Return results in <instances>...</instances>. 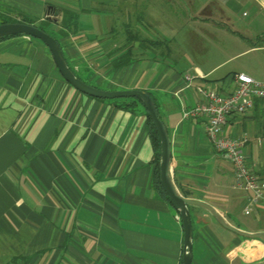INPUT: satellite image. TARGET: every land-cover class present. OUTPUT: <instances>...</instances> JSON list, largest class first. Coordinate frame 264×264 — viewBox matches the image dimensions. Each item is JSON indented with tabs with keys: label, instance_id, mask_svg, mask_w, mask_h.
<instances>
[{
	"label": "crops",
	"instance_id": "0c3cea01",
	"mask_svg": "<svg viewBox=\"0 0 264 264\" xmlns=\"http://www.w3.org/2000/svg\"><path fill=\"white\" fill-rule=\"evenodd\" d=\"M127 1L0 0V16L42 24L88 84L149 92L169 132L178 190L210 203L242 230L264 232V198L244 212L252 193L236 186L233 165L206 134L207 116L189 114L204 101L201 90L232 92L233 75L246 72L214 79V68L176 51L168 57L172 40L169 49L129 38L126 20L134 12L126 9ZM140 1L137 26L173 24V10L159 8L163 0ZM181 1L184 9L194 8V0ZM213 2L228 19L222 25L231 22L232 0H204L190 18L201 29L200 23L210 26L207 19L194 16ZM128 47L133 57L117 65ZM258 50L264 46L243 52ZM130 101L73 87L38 38L0 39V264H183L181 214L154 184L156 148L146 107H127ZM224 130L250 137L249 165L264 181L263 112L231 115ZM190 211L193 264L264 260L263 240L223 227L203 207L191 205Z\"/></svg>",
	"mask_w": 264,
	"mask_h": 264
},
{
	"label": "rangeland",
	"instance_id": "374dc122",
	"mask_svg": "<svg viewBox=\"0 0 264 264\" xmlns=\"http://www.w3.org/2000/svg\"><path fill=\"white\" fill-rule=\"evenodd\" d=\"M203 1L194 0V8L188 10L182 7L184 4L181 0H163L159 8L167 13L169 7L176 18L173 24L163 22L150 27L146 23H142V26L136 24L138 12L145 1L128 0L125 2L126 9H130L134 15L126 21L131 22L132 34L145 41L148 38L154 39L156 44L157 41L171 42L172 40V52L169 55L166 54V47L160 48L164 57L166 55L172 57L176 51L180 57L185 56L186 60L200 64L205 69L214 68L211 76L214 79L244 70L247 74L255 76V79L264 80V50L243 52L253 45L264 46V0H240V2L232 0L231 22L224 26L222 24L228 19L221 15L219 4L213 2L194 16L196 19L203 18V21L207 19L204 23L207 22L210 26L200 23L203 28L201 29L199 23L190 18L195 11L199 10ZM187 18L190 20L184 21ZM3 19L0 16V23ZM120 34L124 35V33ZM158 45H164V42ZM124 99L126 98L113 100Z\"/></svg>",
	"mask_w": 264,
	"mask_h": 264
},
{
	"label": "water",
	"instance_id": "95a60500",
	"mask_svg": "<svg viewBox=\"0 0 264 264\" xmlns=\"http://www.w3.org/2000/svg\"><path fill=\"white\" fill-rule=\"evenodd\" d=\"M51 10L53 6L49 7ZM27 35L40 39L50 49L57 68L61 72L62 76L73 87L85 93L87 95L102 98V99H116V98H131L135 97L142 101L144 106L149 112V115L154 123L160 137L161 150H160V180L161 183L172 200L174 207L180 212L184 227V255L183 264H193V220L190 211V206H200L207 209L216 220L225 228L233 231L234 233L247 237L258 238L264 241V232H249L242 230L232 225L223 214L218 211L210 203L183 195L177 188L172 177V148L169 132L165 122L159 115L158 107L154 97L143 89H126V90H107L101 89L96 86L90 85L81 78H79L75 72L69 66L64 53L61 49L57 39L47 31L40 27L25 22H5L0 23V39L11 35ZM253 264H264V260Z\"/></svg>",
	"mask_w": 264,
	"mask_h": 264
},
{
	"label": "built area",
	"instance_id": "2783aa9c",
	"mask_svg": "<svg viewBox=\"0 0 264 264\" xmlns=\"http://www.w3.org/2000/svg\"><path fill=\"white\" fill-rule=\"evenodd\" d=\"M191 80V77H187ZM235 88L232 92L224 93L218 89L201 90L204 101L192 109L189 114L197 118L207 116L205 131L216 151L234 168L236 186L250 191L251 197L244 212L250 214L254 205L264 198V181L250 167L245 147L250 137L244 135L235 137L225 132L224 126L231 115H244L256 107L260 101L264 114V81L253 78L246 73L233 75Z\"/></svg>",
	"mask_w": 264,
	"mask_h": 264
},
{
	"label": "trees",
	"instance_id": "16d2710c",
	"mask_svg": "<svg viewBox=\"0 0 264 264\" xmlns=\"http://www.w3.org/2000/svg\"><path fill=\"white\" fill-rule=\"evenodd\" d=\"M5 22H25V23H29V24H34L35 25V23L33 22V21H31V20H29V19H27V18H25V19H22V20H14V19H4L3 20V23H5ZM37 26V25H36ZM38 27H40L41 29H43V30H45V31H47L46 30V28L41 24V25H39ZM48 32V31H47ZM49 33V32H48ZM51 34V33H50ZM52 35V34H51ZM52 36H54V35H52ZM128 36H129V38H138V36H136V35H134V34H132V32L131 31H128ZM55 37V36H54ZM56 38V37H55ZM57 39V38H56ZM58 41V40H57ZM143 41H145V39L143 40ZM146 41H148V42H151V43H155V41H153V40H146ZM160 42H164V45H166L167 46V48H169L170 49V47H169V44H170V41H166L165 42V40L164 41H157L156 42V44H158V43H160ZM58 43H59V41H58ZM132 52H133V48L132 47H128V49L126 50V52H125V54H123L119 59H117L116 61H115V63H117V65H123L124 64V60H125V58H127V57H129V58H131V57H133V55H132ZM125 57V58H124ZM126 63V62H125ZM72 69V68H71ZM73 70V69H72ZM131 99V101L128 103H126L125 105L128 107H135L136 105H137V103H140V104H143L142 103V101L140 100V99H138V98H135V97H131L130 98ZM144 105V104H143ZM255 109H257V110H260L261 112H263L262 111V108H261V104H260V101H257V103H256V107H255ZM146 111H147V114H148V125H149V129H150V134H151V137H152V139H153V142H154V145H155V148H156V160H155V172H154V184H155V186H156V188L158 189V191L160 192V194L164 197V198H166L167 200H169L170 202H172V200L170 199V197L168 196V194L166 193V191H165V189H164V187H163V185H162V183H161V180H160V170H159V164H160V150H161V143H160V137H159V133H158V131H157V129H156V127H155V125H154V123L152 122V119H151V117H150V115H149V112H148V110L146 109Z\"/></svg>",
	"mask_w": 264,
	"mask_h": 264
}]
</instances>
